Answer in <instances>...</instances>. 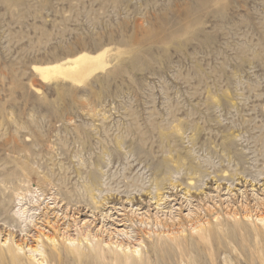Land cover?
Segmentation results:
<instances>
[{
	"label": "rangeland",
	"instance_id": "obj_1",
	"mask_svg": "<svg viewBox=\"0 0 264 264\" xmlns=\"http://www.w3.org/2000/svg\"><path fill=\"white\" fill-rule=\"evenodd\" d=\"M0 264H264V0H0Z\"/></svg>",
	"mask_w": 264,
	"mask_h": 264
},
{
	"label": "bare ground",
	"instance_id": "obj_2",
	"mask_svg": "<svg viewBox=\"0 0 264 264\" xmlns=\"http://www.w3.org/2000/svg\"><path fill=\"white\" fill-rule=\"evenodd\" d=\"M107 51L105 49L95 53L82 51L58 62L33 65V69L43 80H50L54 77L58 78L57 76H62L71 81H80L97 68H103L107 65Z\"/></svg>",
	"mask_w": 264,
	"mask_h": 264
}]
</instances>
